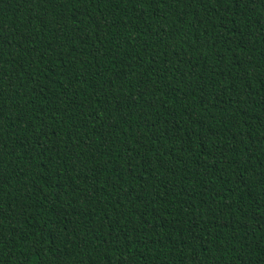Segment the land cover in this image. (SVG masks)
Listing matches in <instances>:
<instances>
[{
    "label": "trees",
    "instance_id": "1",
    "mask_svg": "<svg viewBox=\"0 0 264 264\" xmlns=\"http://www.w3.org/2000/svg\"><path fill=\"white\" fill-rule=\"evenodd\" d=\"M0 264H264V0H0Z\"/></svg>",
    "mask_w": 264,
    "mask_h": 264
}]
</instances>
